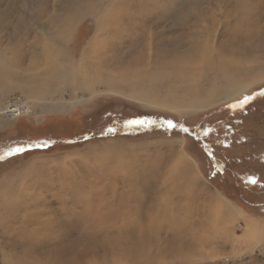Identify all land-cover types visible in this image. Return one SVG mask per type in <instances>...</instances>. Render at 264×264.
Wrapping results in <instances>:
<instances>
[{"label": "rangeland", "instance_id": "rangeland-1", "mask_svg": "<svg viewBox=\"0 0 264 264\" xmlns=\"http://www.w3.org/2000/svg\"><path fill=\"white\" fill-rule=\"evenodd\" d=\"M9 102L0 264H264V0H0Z\"/></svg>", "mask_w": 264, "mask_h": 264}, {"label": "bare ground", "instance_id": "bare-ground-1", "mask_svg": "<svg viewBox=\"0 0 264 264\" xmlns=\"http://www.w3.org/2000/svg\"><path fill=\"white\" fill-rule=\"evenodd\" d=\"M199 24V23H198ZM66 25L67 24H63L62 26H61V28H60V33H65L66 31H67V27H66ZM102 27V26H101ZM102 30V29H101ZM100 30V31H101ZM192 34V33H191ZM194 34V33H193ZM187 36V35H186ZM180 41V40H179ZM199 41V40H198ZM49 43V42H48ZM208 49V45H207V42H204V44H202V43H198V42H195V41H191L190 43H189V46H188V50H187V52H186V56H189L190 58H191V56H199V57H204V56H206V51H208L207 50ZM165 52V51H164ZM200 53H202V54H200ZM205 54V55H204ZM184 56V55H183ZM177 58H178V56H176ZM188 58V57H187ZM186 58V59H187ZM204 58H202V60H203ZM175 60V59H174ZM188 60V59H187ZM190 62V61H189ZM202 62V61H201ZM174 64H176L175 62H173ZM177 65H178V62H177ZM202 66V65H201ZM219 80V79H218ZM181 81V80H180ZM184 81V80H183ZM221 82V81H220ZM152 92V91H151ZM174 100V99H173ZM22 111H20L19 113H21L22 115L21 116H26V117H30V114H31V110H30V108L28 107V105H22ZM10 108L11 107H4V108H2L1 109V111H0V114L1 115H4V114H8L9 113V115L11 116V120H14V119H17L16 118V116H17V113L14 111L13 112V114L12 113H10L11 111H9L10 110ZM14 115V116H13ZM182 246V245H181ZM191 246V245H190ZM192 248V247H191ZM182 249H184V248H182ZM181 250V249H180ZM185 251V250H184Z\"/></svg>", "mask_w": 264, "mask_h": 264}, {"label": "built area", "instance_id": "built-area-1", "mask_svg": "<svg viewBox=\"0 0 264 264\" xmlns=\"http://www.w3.org/2000/svg\"><path fill=\"white\" fill-rule=\"evenodd\" d=\"M7 108L8 107H11L10 108V110L9 111H11L10 113H12L13 114V112L15 111L16 113H17V116H16V118H19V117H21V113H19L20 111H22V105L21 104H17V105H14V104H12L11 102H9L8 104H7V106H6ZM14 116V115H13Z\"/></svg>", "mask_w": 264, "mask_h": 264}, {"label": "snow or ice", "instance_id": "snow-or-ice-1", "mask_svg": "<svg viewBox=\"0 0 264 264\" xmlns=\"http://www.w3.org/2000/svg\"><path fill=\"white\" fill-rule=\"evenodd\" d=\"M248 98L246 97L244 101H241V104H244ZM131 123H143V121H132ZM169 125L171 126V122L169 121ZM14 151H21V149H15Z\"/></svg>", "mask_w": 264, "mask_h": 264}]
</instances>
